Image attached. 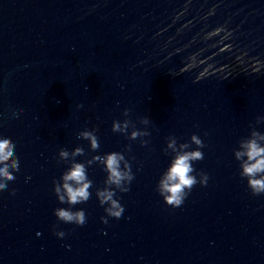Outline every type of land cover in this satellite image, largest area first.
I'll return each mask as SVG.
<instances>
[{"label":"water","instance_id":"obj_1","mask_svg":"<svg viewBox=\"0 0 264 264\" xmlns=\"http://www.w3.org/2000/svg\"><path fill=\"white\" fill-rule=\"evenodd\" d=\"M192 53L200 62L180 71ZM125 107L150 129L149 144L111 129ZM257 113L264 0H0V132L19 156L0 190V264H264V193L251 192L232 152ZM93 125L96 151L132 145L124 212L102 222L93 192L73 205L85 208L84 224L58 220V149L80 143L91 155L76 132ZM193 131L205 141L194 164L209 180L173 207L155 189L170 155L165 138ZM89 175L102 184L99 164Z\"/></svg>","mask_w":264,"mask_h":264},{"label":"clouds","instance_id":"obj_2","mask_svg":"<svg viewBox=\"0 0 264 264\" xmlns=\"http://www.w3.org/2000/svg\"><path fill=\"white\" fill-rule=\"evenodd\" d=\"M223 27V25H218L205 33V36L220 32ZM230 31H225L224 35L227 36ZM199 62L196 53H192L180 71ZM206 72L207 68L200 71L195 79H200ZM80 106L77 104V107ZM122 111L124 118H113L111 129L114 132L125 134L130 140L139 137L141 145L149 144L150 129L137 127L136 121L128 115L130 111L128 107ZM137 119L143 125L150 123L148 115L138 116ZM261 121H264V113H257L255 121H249L247 134L240 136L232 148L234 158L238 162L239 175L246 179V184L253 194L264 193V130L255 126ZM76 136L85 138L88 141V148L93 151L91 155H85V147L80 143L74 144L71 148L59 147L57 158L64 162L65 167L58 177L52 179L53 191L57 200L60 201L53 208V213L58 220L78 225L84 224L87 219L85 208L73 205L87 201L94 192L98 203L103 206V211L106 213L100 216V220L108 223L110 216L119 218L123 214L125 205L121 201L120 193L129 190L131 181L135 177L132 165L135 159L131 153L132 145L127 143L122 149L96 151L101 145L95 125L79 129ZM204 144L205 141L201 135L195 131L190 133L188 139H179L171 132L167 134L163 151L170 154L169 160L155 182V189L165 203L173 207L179 206L184 202L194 184H207L209 173L197 168L194 164V161L204 158ZM78 155H83L84 158L77 159ZM94 162L99 164L104 172L102 184L95 186L93 178L89 175V166ZM16 171H19V156L14 150V141L8 134L0 132V190L8 187L9 180L15 179ZM28 178V176L25 177V179ZM9 191L14 192L15 188H10ZM53 231L58 237L65 235L63 228L54 227ZM39 234L40 230L37 229V235Z\"/></svg>","mask_w":264,"mask_h":264}]
</instances>
